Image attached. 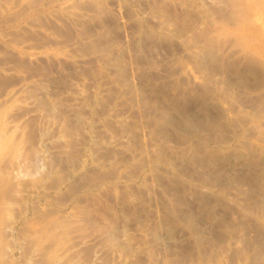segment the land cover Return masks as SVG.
Masks as SVG:
<instances>
[{
	"label": "rangeland",
	"instance_id": "obj_1",
	"mask_svg": "<svg viewBox=\"0 0 264 264\" xmlns=\"http://www.w3.org/2000/svg\"><path fill=\"white\" fill-rule=\"evenodd\" d=\"M0 264H264V0H0Z\"/></svg>",
	"mask_w": 264,
	"mask_h": 264
},
{
	"label": "bare ground",
	"instance_id": "obj_2",
	"mask_svg": "<svg viewBox=\"0 0 264 264\" xmlns=\"http://www.w3.org/2000/svg\"><path fill=\"white\" fill-rule=\"evenodd\" d=\"M259 76V75H258ZM256 77V76H255ZM256 79V78H255ZM208 116V115H207ZM185 127V126H184ZM192 127V126H191ZM189 128H190V126H189ZM192 128H194V127H192ZM185 129V128H184ZM189 131H190V129H189ZM193 131V130H192ZM176 205V204H175Z\"/></svg>",
	"mask_w": 264,
	"mask_h": 264
}]
</instances>
